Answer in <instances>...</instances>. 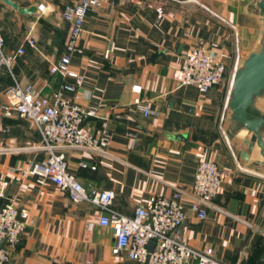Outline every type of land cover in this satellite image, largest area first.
Segmentation results:
<instances>
[{"label": "crops", "instance_id": "obj_1", "mask_svg": "<svg viewBox=\"0 0 264 264\" xmlns=\"http://www.w3.org/2000/svg\"><path fill=\"white\" fill-rule=\"evenodd\" d=\"M12 1L24 8L45 7L38 16H22L0 1V31L3 54L24 45V53L35 56L40 78L33 85L50 95L60 78L51 76L49 67L61 56L69 33L62 12L78 0ZM111 1L87 16L79 42L82 53L72 58L71 69L84 78L76 102L96 114L86 117L84 126L98 135L107 124L112 157L67 150L68 170L86 189L112 191L111 209L127 217L152 196L170 199L180 191L186 219L178 234L184 242L196 250L211 248L223 264H262L264 175L247 170L239 158L245 143H228L223 135L228 91L217 85L200 94L173 79L199 40L224 52L227 68L245 59L262 28L260 16L246 11L252 0ZM30 28L34 48L25 42ZM8 86L0 72V184H7L0 208L12 200L33 221L9 264H139L112 253L114 230L98 224L101 212L96 207L74 203L53 184L40 185L21 175L18 169H27L44 155L36 150L41 137L35 125L3 112ZM135 86L139 93L132 91ZM136 98L151 115L135 107ZM130 138L135 140L132 148ZM203 161L215 162L223 177L214 208L199 220L189 209L188 191ZM80 162L88 167L81 168Z\"/></svg>", "mask_w": 264, "mask_h": 264}, {"label": "built area", "instance_id": "obj_2", "mask_svg": "<svg viewBox=\"0 0 264 264\" xmlns=\"http://www.w3.org/2000/svg\"><path fill=\"white\" fill-rule=\"evenodd\" d=\"M107 4L111 5L112 1L78 0L63 9L62 17L69 24V33L63 53L49 67V74L60 78L50 95H42L34 85L23 84L15 79L12 86L4 91L6 101L2 107L3 112L6 115L17 114L31 121L41 137L36 150L43 153V158L31 163L27 169L18 170L23 177H31L37 184H53L74 203L87 202L96 207L101 212L98 224L114 230V255L125 254L129 260L139 264H223L215 259L211 248L193 249L179 236L178 230L186 219L180 191L170 199L152 196L145 204L137 207L131 217H127L111 209L114 199L112 191L86 189L68 170L65 156L67 150H83L112 157L108 151L110 133L107 124H102L98 135L92 134L84 126L85 118L96 114L76 102L77 91L84 78L71 69L72 58L82 53L79 42L87 16L96 14ZM44 8L43 4L37 6L39 13H43ZM158 13L161 16L160 10ZM210 13L235 29L224 18ZM32 32L33 28H30L25 42L34 48ZM3 44L0 31V70L5 68L12 75L11 68L15 60L24 54L25 46L21 45L13 54L6 56L3 54ZM109 56L110 51L106 50L104 58L108 59ZM225 58L224 52L212 50L205 41L199 40L174 70L173 79L179 86L194 87L200 94H206L224 79L227 71ZM237 64L238 59L232 68V76ZM132 91L139 93L140 88L135 86ZM133 102L145 116L152 114L138 98ZM134 143V138H130L129 148ZM79 166L88 167L84 162H80ZM90 168L94 170L95 166ZM222 177L223 172L213 161H203L197 165L188 194L191 198L189 209L196 213L199 220L205 219L208 210L214 208L213 200L218 194ZM6 185L5 182L0 184V197H4ZM32 223L26 212L16 209L12 200L0 208V264H9L21 234ZM151 242L153 247L150 251L148 245Z\"/></svg>", "mask_w": 264, "mask_h": 264}, {"label": "water", "instance_id": "obj_3", "mask_svg": "<svg viewBox=\"0 0 264 264\" xmlns=\"http://www.w3.org/2000/svg\"><path fill=\"white\" fill-rule=\"evenodd\" d=\"M0 1L22 16L39 15L36 6L24 8L12 0ZM246 11L260 16L262 28L254 48L238 62L233 73L223 135L228 143H245L246 150L239 158L247 170L264 175V0H252ZM148 247L151 251L153 243Z\"/></svg>", "mask_w": 264, "mask_h": 264}, {"label": "rangeland", "instance_id": "obj_4", "mask_svg": "<svg viewBox=\"0 0 264 264\" xmlns=\"http://www.w3.org/2000/svg\"><path fill=\"white\" fill-rule=\"evenodd\" d=\"M247 55L248 54H244L243 57L245 58ZM25 59L27 61L26 63H24ZM25 64L28 66V68L27 67L25 68ZM40 65H39V67H40ZM15 66H17V67H15ZM15 66L12 68V71H13L12 75L10 74L11 84L14 82V79H15L20 83L33 85V84H35V81L40 78L39 77L40 71L37 68V62H36L35 56L34 57L31 55L27 56L24 53L21 55V57L17 58ZM41 69H42V67H41ZM232 71H233L232 68H230V67L227 68L226 75H225L224 79L219 83V86L221 88H225L227 91H229V88H230V83H231V79H232Z\"/></svg>", "mask_w": 264, "mask_h": 264}, {"label": "trees", "instance_id": "obj_5", "mask_svg": "<svg viewBox=\"0 0 264 264\" xmlns=\"http://www.w3.org/2000/svg\"><path fill=\"white\" fill-rule=\"evenodd\" d=\"M64 47H65V44H64ZM63 51H64V48H63ZM63 53V52H62ZM19 57H21V56H19ZM18 57V58H19ZM17 60V59H16ZM15 60V61H16ZM15 63V62H14ZM15 65H13L12 66V68L14 67ZM12 68H11V73L13 72L12 71ZM0 72H2L5 76H6V78L9 80V86L8 87H10V84H11V76H10V73L8 72V70H6L5 68H2L1 70H0ZM13 84V83H12ZM12 84H11V86H12ZM8 87H6V88H8Z\"/></svg>", "mask_w": 264, "mask_h": 264}]
</instances>
